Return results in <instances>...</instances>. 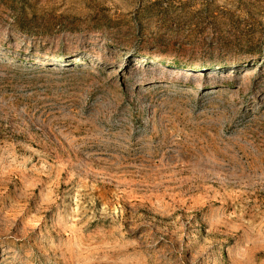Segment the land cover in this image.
Masks as SVG:
<instances>
[{
  "label": "rangeland",
  "instance_id": "obj_1",
  "mask_svg": "<svg viewBox=\"0 0 264 264\" xmlns=\"http://www.w3.org/2000/svg\"><path fill=\"white\" fill-rule=\"evenodd\" d=\"M0 264H264V0H0Z\"/></svg>",
  "mask_w": 264,
  "mask_h": 264
}]
</instances>
